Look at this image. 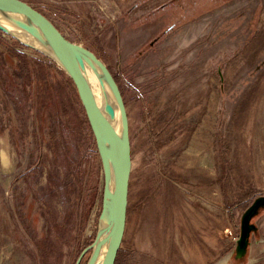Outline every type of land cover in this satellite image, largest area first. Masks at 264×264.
Listing matches in <instances>:
<instances>
[{"label":"rangeland","instance_id":"obj_1","mask_svg":"<svg viewBox=\"0 0 264 264\" xmlns=\"http://www.w3.org/2000/svg\"><path fill=\"white\" fill-rule=\"evenodd\" d=\"M22 1L123 93L132 172L118 264H264V207L235 258L242 216L264 196V0L195 12L180 8L190 0ZM43 57L0 32V264H76L97 231L95 139L72 81Z\"/></svg>","mask_w":264,"mask_h":264},{"label":"water","instance_id":"obj_2","mask_svg":"<svg viewBox=\"0 0 264 264\" xmlns=\"http://www.w3.org/2000/svg\"><path fill=\"white\" fill-rule=\"evenodd\" d=\"M0 32L55 63L72 81L102 163L103 192L97 231L86 264H116L124 239L132 172L130 123L122 91L109 67L91 50L69 40L42 12L22 0H0ZM97 75L89 79L86 69ZM264 207V196L245 211L235 258L243 259Z\"/></svg>","mask_w":264,"mask_h":264},{"label":"flooded vegetation","instance_id":"obj_3","mask_svg":"<svg viewBox=\"0 0 264 264\" xmlns=\"http://www.w3.org/2000/svg\"><path fill=\"white\" fill-rule=\"evenodd\" d=\"M177 1H182V0H177ZM202 2H204L203 0H190V4L189 3H186L185 5H181L180 8H184V9H187L189 11H199L200 10V7L202 5ZM175 2L171 1L167 4H165L164 6H162L163 9H168L169 7L172 6V4H174Z\"/></svg>","mask_w":264,"mask_h":264},{"label":"bare ground","instance_id":"obj_4","mask_svg":"<svg viewBox=\"0 0 264 264\" xmlns=\"http://www.w3.org/2000/svg\"><path fill=\"white\" fill-rule=\"evenodd\" d=\"M86 73H87V75L91 81H93V82L98 81L96 73L94 71H92L90 68L86 69ZM1 159H2V162L4 165H8L9 157L4 150L1 151Z\"/></svg>","mask_w":264,"mask_h":264},{"label":"crops","instance_id":"obj_5","mask_svg":"<svg viewBox=\"0 0 264 264\" xmlns=\"http://www.w3.org/2000/svg\"><path fill=\"white\" fill-rule=\"evenodd\" d=\"M43 58H44L45 60H47L45 57H43ZM19 64H20V63H19ZM50 64H51V63H50ZM51 65L54 66V64H51ZM27 66H28V65H27ZM28 67H29V66H28ZM28 67H26V68H28ZM29 68H30V67H29ZM28 70H29V69H26L27 75H28ZM29 71H30V70H29ZM29 76H30V75H29ZM29 76H28V77H29Z\"/></svg>","mask_w":264,"mask_h":264},{"label":"trees","instance_id":"obj_6","mask_svg":"<svg viewBox=\"0 0 264 264\" xmlns=\"http://www.w3.org/2000/svg\"><path fill=\"white\" fill-rule=\"evenodd\" d=\"M122 95H123V93H122ZM123 97H124V96H123ZM119 254H120V251H119ZM119 254H118V257H119ZM118 257H117L116 264H118Z\"/></svg>","mask_w":264,"mask_h":264}]
</instances>
